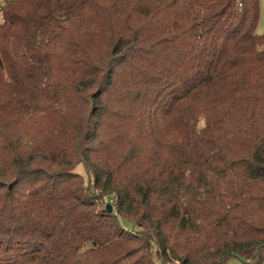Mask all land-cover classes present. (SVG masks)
Here are the masks:
<instances>
[{"label":"trees","instance_id":"16d2710c","mask_svg":"<svg viewBox=\"0 0 264 264\" xmlns=\"http://www.w3.org/2000/svg\"><path fill=\"white\" fill-rule=\"evenodd\" d=\"M0 14V264L262 261L259 0Z\"/></svg>","mask_w":264,"mask_h":264},{"label":"rangeland","instance_id":"374dc122","mask_svg":"<svg viewBox=\"0 0 264 264\" xmlns=\"http://www.w3.org/2000/svg\"><path fill=\"white\" fill-rule=\"evenodd\" d=\"M259 3H260V14H259V20H258V24H257L256 29H255V32L257 34H264V0H259ZM0 18H1V14H0ZM76 171L78 173H80L81 175H83L85 180L88 178V176L85 173L83 166L81 164H79L76 167ZM102 203H105V204L110 203L112 206V204H113L112 197L111 196H104L102 198ZM123 224L126 228H132L130 222L123 221ZM246 262H248V261H243L242 259H240L238 257L230 256L227 259H225L222 264H247ZM155 264H160V263L156 260ZM258 264H264V257H263L262 261Z\"/></svg>","mask_w":264,"mask_h":264},{"label":"water","instance_id":"95a60500","mask_svg":"<svg viewBox=\"0 0 264 264\" xmlns=\"http://www.w3.org/2000/svg\"><path fill=\"white\" fill-rule=\"evenodd\" d=\"M105 209H106L108 212H111L113 208H112V206H111L110 203H106V204H105Z\"/></svg>","mask_w":264,"mask_h":264}]
</instances>
